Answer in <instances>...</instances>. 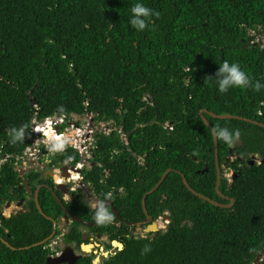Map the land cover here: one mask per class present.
<instances>
[{"label":"trees","instance_id":"16d2710c","mask_svg":"<svg viewBox=\"0 0 264 264\" xmlns=\"http://www.w3.org/2000/svg\"><path fill=\"white\" fill-rule=\"evenodd\" d=\"M135 2L0 0V160L9 156L0 168V201L27 198L26 182L34 191L54 186L34 171L22 177L16 165L32 144L36 106L40 121L89 112L97 121H113L128 139L118 131L99 134L95 165L83 172L86 185L112 201L125 223L147 219L144 198L172 170L146 199L149 216L169 215L167 230L133 238L128 225L112 226L119 223L112 209L110 223L89 228L124 245L103 264H256L264 251V128L205 114L213 127L241 132L231 145L219 140L220 163L235 175L220 187L234 200L232 208L200 199L184 177L196 192L231 204L217 192L216 146L201 112L264 124V87L220 93L206 79L228 60L264 85V0H143L160 15L142 33L128 23ZM25 125L26 139L11 143V130ZM253 157L259 161L251 165ZM62 162L76 167L81 157L67 146L55 160ZM66 195L70 212L96 223L83 189ZM39 202L41 211L32 199L26 213L5 220L0 235L16 250L0 240V264H47L45 246H32L53 235L47 217L58 220L65 212L45 186ZM81 226L74 223L67 245L80 247ZM146 245L152 251L143 254Z\"/></svg>","mask_w":264,"mask_h":264},{"label":"flooded vegetation","instance_id":"af4514ba","mask_svg":"<svg viewBox=\"0 0 264 264\" xmlns=\"http://www.w3.org/2000/svg\"><path fill=\"white\" fill-rule=\"evenodd\" d=\"M60 156L61 155L56 154L55 156L50 157V159H48L47 161H41L40 165L32 166L29 168L27 167V168L23 169V171L21 169L19 170L22 177L25 176L26 174H28L29 172L34 171L35 174H38V175L40 174L41 176H43V177L39 178V181L42 180V178L48 179V180L52 181L54 186H51L49 184H40L37 187L36 191H34L28 185L29 189H28L27 198H22V199L13 200V201L10 200V201L4 202V203H2L0 201V231H1V229H3L4 222L6 219L12 218L13 215H20V214H24L27 212L30 201L32 199H34L36 201L37 192L38 191L41 192V190L44 186L53 194L55 199H56L55 196H58L61 200L67 196L65 192H69L70 189H73L75 187L72 184H75V185L77 184L76 187H78V188H76L75 191L78 189H83L81 187L82 184L83 183L86 184L84 182V175H83V172L85 169H77V170H80V174L82 177L81 179L78 180V177L73 176V178L71 180V181H74L73 183L68 184V183L64 182V179H67V178L69 179L71 177L72 173L70 172V169L75 168V167H71V166L67 165L65 162L60 163L61 166L55 164V160L58 159ZM65 167L68 168L67 173L70 175L69 177H67L65 172L63 171V168H65ZM48 173L53 174V176L52 177L48 176L47 175ZM74 175H75V173H74ZM233 180H234V177H233ZM76 181H78V182H76ZM61 185H66V187L58 188ZM35 186H36V183H35ZM87 190L88 191L83 189L84 194L86 196V201L89 202L90 206H92L93 208H96V204L93 205L92 201L96 202L97 200H99V198L96 197V195H95V193L91 187L87 186ZM59 194L63 198H61L59 196ZM39 195H40V193H39ZM69 195L72 196V193H69ZM66 198H68V200H70L69 196H67ZM223 199H225V198H223ZM225 200H227V199H225ZM108 202H112V201H108ZM111 209H112V207H111ZM8 211H10V212L8 213ZM68 212H70V211L68 210ZM70 214H73V213L70 212ZM43 215H45V214H43ZM166 215H164V217ZM115 216L117 217L116 214H115ZM164 217H162V218H164ZM49 218L50 217H47L48 220H49ZM50 219L53 220V221H51V220L50 221L54 225V232H55V223L54 222H56V224H57V231H56L57 235H56V237L47 243H46V241L48 239L45 240L44 242H41L39 244L32 246L33 248L38 247V246H45L44 249L49 252L48 257H47V264H57L59 262V260H61V259L63 262L60 264H77V262L81 259H92V264H93L97 260V258L99 259L100 264H103L105 259L109 258L111 255H115L118 251H121L120 249L114 247L113 242L110 241L108 236H103L101 233H93L91 230H89V228H93V227L83 225V224H81L82 226L79 228V230L81 231V233L83 235V237H82L83 242L80 245V247H78L77 244L67 245L65 243V236L72 230V228L74 227V223L77 221L73 220L72 217L68 216L66 212H65V215L60 217L58 220H55L53 218H50ZM117 219H118L119 223H113L112 226L114 228H122L123 224L128 225L131 228L130 236L133 238L134 237H140V236H137L135 234V231L138 228H141L142 231H144V234H145L144 237H150L152 239L155 238L157 236V234H159L161 231L166 229V223H165L166 220L164 219V221H163L161 218H158L155 220L152 217L153 220L149 224H144L147 221L148 217L146 220L139 222L137 224H129L127 222L125 223L124 220H120L118 217H117ZM89 223H91V222H89ZM94 224H96V226H97L98 223H94ZM57 237H61V240L59 241V244L57 245L58 251H53V249L50 247V245H51V242L53 240H55ZM85 238L88 239L87 242L84 241ZM0 240L2 241V243L7 245L8 247L13 248L10 246V243L7 242L4 239V237H2L1 235H0ZM40 244H43V245H40ZM84 244L88 245V246H92V250L90 253L84 251V249H83ZM13 249L16 250L15 248H13ZM26 249H31V247H28ZM70 249H72L73 253H69ZM106 249H107V251H109L108 257L105 256L106 252H104V251ZM110 250H114L116 252L113 253V252H110ZM57 253H59V255H57ZM75 258H78V259L74 260Z\"/></svg>","mask_w":264,"mask_h":264},{"label":"built area","instance_id":"2783aa9c","mask_svg":"<svg viewBox=\"0 0 264 264\" xmlns=\"http://www.w3.org/2000/svg\"><path fill=\"white\" fill-rule=\"evenodd\" d=\"M261 42L264 43V38L259 40V43ZM36 108L37 112L32 121V144L26 148L22 156L17 158L16 165L18 170H22L24 166L25 168H29L40 165L41 161H47L56 154L62 155L67 152V146L72 147L81 157V162L75 168L90 170L95 165L93 163L94 151L97 148V137L99 134L109 136L113 131H118L123 141L128 144L127 136L121 129L115 127L113 121H97V116L93 113L86 112L84 115L72 114L71 116L56 114L40 121L38 119L39 108L38 106H36ZM167 126L169 127V125ZM61 140L66 141L63 150L53 151V144ZM8 158L9 156H5L4 159L0 161V168ZM27 162L32 165L28 166ZM70 172L72 173L73 170L70 169ZM79 177L80 179L82 178L80 173ZM71 180L72 177L64 179V182L71 184L74 182ZM76 188L78 187H74L73 189L75 190ZM165 223L167 228L170 221L166 220ZM60 240L61 237H57L51 242L50 247L53 251H58L57 245ZM57 255H59V253H57Z\"/></svg>","mask_w":264,"mask_h":264},{"label":"clouds","instance_id":"9594fccd","mask_svg":"<svg viewBox=\"0 0 264 264\" xmlns=\"http://www.w3.org/2000/svg\"><path fill=\"white\" fill-rule=\"evenodd\" d=\"M159 15L160 13L158 11H155L153 8L148 7L143 2V0H136V2L132 4L130 8V18L128 23L136 32L142 33L150 30L153 27V17H159ZM206 81H214L220 93H228L229 90L233 88H254L256 91H259L262 87H264V85H262L259 81L254 82V79L241 67L239 63L229 62L228 60H224L223 63L219 65L218 71L216 72L214 78L209 77L206 79ZM26 127L27 125L20 128H13L11 130V143L15 144L18 142H23L26 139ZM212 131L214 132V135L218 140H222L229 145L233 144L236 140H239L241 136V132L239 129L232 131L227 127L215 126L212 128ZM65 143L66 141L63 140L56 141L53 144L52 150H63ZM166 216L168 217V219H166L165 217L161 219L163 221L164 219L170 221L168 214ZM94 219L96 223L101 225L110 223L113 220V213L107 199H99L96 201ZM167 228L165 230H167ZM151 251V247L149 245H146L143 249V254H148ZM253 251L255 250L253 249Z\"/></svg>","mask_w":264,"mask_h":264},{"label":"water","instance_id":"95a60500","mask_svg":"<svg viewBox=\"0 0 264 264\" xmlns=\"http://www.w3.org/2000/svg\"><path fill=\"white\" fill-rule=\"evenodd\" d=\"M256 45H257V44H256ZM261 45H264V43L261 42ZM206 113H208V114H209L211 117H213V118H217V119H221V120H233V119H235V120L245 121V122H248V123H250V124L258 125V126L264 128V124H261V123H259V122H257V121L249 120V119H246V118H243V117H239V116H232V115H222V116H218V115H216L215 113H212V112H209V111H207V110H204V111L201 112V117H202L203 121L206 123V125L211 129V131H212L213 126H212V124L208 121V119L206 118V116H205ZM212 133H213V136H214V141H215V146H216V159H217V171H218L217 192H218V194H219L222 198H225V199H227V200H230V201H231V204H229V205H223V204H220V203H218V202H216V201H214V200H212V199H210V198H208V197H206V196H204V195H202V194L196 192V190H194V189L191 187V185L189 184V182H188V180L186 179V177H184V184L186 185V187H187V188H188V189H189L194 195H196V196L199 197L200 199H202V200H204V201H206V202H209V203L213 204V205L216 206V207L229 209V208H232V207L234 206V203H235V202H234V200H231V199L227 198L226 196H224V195L221 193V191H220V187H221L222 179H223V173H222V165H221V163H220V155H219V140L215 137L213 131H212ZM254 164H255V162H251V165H254ZM72 170H73L74 172L80 173V170H77L76 168H72ZM63 171L65 172V174H66L67 177L70 176V175L67 173V172H68V168H67V167L63 168ZM171 172H172L171 169H169L168 171H166V173L163 175V177H162L161 181L158 183V185H157V186H156V187H155V188H154V189H153V190H152V191H151V192H150V193L144 198V200H143V208H144L145 214H146L147 217H148L147 221H146L144 224H149V223H151L152 220H153L152 217L149 216L148 211H147V207H146V199H147V197H148L150 194H153L154 192H156V191L162 186V184L165 182V180L167 179V177L169 176V174H170ZM22 174H23V173H22ZM47 175L50 176V177L53 176V174H51V173H48ZM234 180H235V176H234ZM26 185H27V187H28V189H29V186H28V183H27V182H26ZM64 187H66V185H61V186H59L58 188H64ZM81 187H82L84 190L88 191V190H87V186H86V184L83 183ZM39 193H40V191H38L37 194H36V203H37V207H38L39 210L41 211V208H40V202H39ZM65 193H67V192H65ZM55 197H56L57 201L59 202V204L62 206L63 210L67 213L68 216L72 217L73 220L77 221V222L80 223V224L87 225V226H90V227H95V226H96V224H94V223H89V222H87V221L81 219L80 217H78V216H76V215L70 214V212H68V210H67V208H66L64 202H63L58 196H55ZM109 204H110V206L112 207V210L114 211V213L117 215V217H118L120 220H122L121 217H120V215H119V213H118V211H117L116 208L114 207L113 202H109ZM165 218L168 219L167 216H165ZM49 220L53 221V220L50 219V218H49ZM54 223H55V232H54L53 235H52V236L46 241V243L49 242L50 240L54 239V238L56 237V235H57V232H56V231H57V224H56V222H54ZM84 241L87 242L88 239L85 238ZM43 244H44V243H43ZM43 244H40V245H43ZM113 245H114V247H116V248H118V249H120V250H123V249H124V245H123L122 243L118 242V241H113ZM83 249H84L85 252L90 253L91 250H92V246H88V245H85V244H84V245H83ZM69 253H73V252H72V249L69 250ZM105 256L108 257V256H109V253H105ZM76 259H78V258H75L74 260H76ZM263 260H264V251H262V252L259 254V256H258V258H257V260H256V264H261ZM62 262H63V261H62V259H61V260H59V262H58L57 264H60V263H62ZM93 264H100L99 259H97Z\"/></svg>","mask_w":264,"mask_h":264},{"label":"rangeland","instance_id":"374dc122","mask_svg":"<svg viewBox=\"0 0 264 264\" xmlns=\"http://www.w3.org/2000/svg\"><path fill=\"white\" fill-rule=\"evenodd\" d=\"M233 160V158H230V160L229 161H232ZM257 161H259V159H258V157H253V159L251 160V162H257ZM28 163V166H31L32 164L31 163H29V162H27ZM24 165V164H23ZM23 167V166H22ZM23 168H25V166L23 167ZM23 168H22V170H23ZM40 169V168H39ZM41 170V169H40ZM224 172V174H223V178H226V179H228V181H229V183H231L232 181H233V176H234V174H233V171L231 170V169H229L228 168V166H224V167H222V173ZM78 177L79 178V174L76 172L75 173V175H74V177ZM73 186H77V184L75 185V184H72ZM92 204L93 205H95L96 204V202L95 201H92ZM8 213H9V211H8ZM162 222V221H161ZM164 225V224H163ZM163 231H165V229L163 230ZM135 234L137 235V236H140V237H144V231H142V229L141 228H138L136 231H135ZM104 252H106V253H108L109 251H107V249L104 251ZM110 252H113V253H115L116 251H114V250H110ZM98 259V258H97Z\"/></svg>","mask_w":264,"mask_h":264},{"label":"bare ground","instance_id":"6f19581e","mask_svg":"<svg viewBox=\"0 0 264 264\" xmlns=\"http://www.w3.org/2000/svg\"><path fill=\"white\" fill-rule=\"evenodd\" d=\"M74 173H76V172H74ZM57 177V176H56ZM58 178V177H57ZM80 179V177L78 178V180ZM10 212V211H9Z\"/></svg>","mask_w":264,"mask_h":264}]
</instances>
